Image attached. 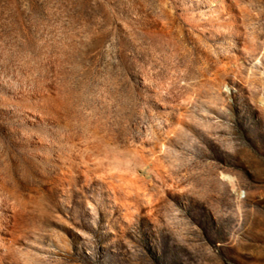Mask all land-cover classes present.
<instances>
[{
	"label": "rangeland",
	"instance_id": "obj_1",
	"mask_svg": "<svg viewBox=\"0 0 264 264\" xmlns=\"http://www.w3.org/2000/svg\"><path fill=\"white\" fill-rule=\"evenodd\" d=\"M0 264H264V0H0Z\"/></svg>",
	"mask_w": 264,
	"mask_h": 264
}]
</instances>
